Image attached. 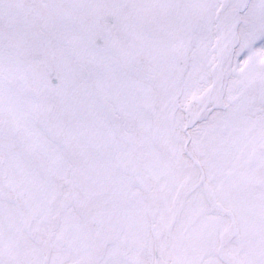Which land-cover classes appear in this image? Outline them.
<instances>
[{"label": "snow or ice", "instance_id": "obj_1", "mask_svg": "<svg viewBox=\"0 0 264 264\" xmlns=\"http://www.w3.org/2000/svg\"><path fill=\"white\" fill-rule=\"evenodd\" d=\"M0 264H264V0H0Z\"/></svg>", "mask_w": 264, "mask_h": 264}]
</instances>
